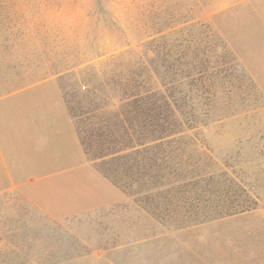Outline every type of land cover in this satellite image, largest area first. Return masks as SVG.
Masks as SVG:
<instances>
[{"label": "rangeland", "instance_id": "1", "mask_svg": "<svg viewBox=\"0 0 264 264\" xmlns=\"http://www.w3.org/2000/svg\"><path fill=\"white\" fill-rule=\"evenodd\" d=\"M241 37L261 40L264 52V0H0V78L16 86L56 77L81 140L76 114L89 133L116 113L121 76L143 68L148 85L167 81L200 120L188 136L204 145L188 144L182 166L213 177L186 189L192 198L179 212L175 192L140 167L86 152L127 195L125 239L105 224L121 220V207L119 219L114 211L101 222L90 213L57 221L3 192L0 264H264V61L249 65ZM111 168L135 181L121 187ZM243 203L249 209L213 213Z\"/></svg>", "mask_w": 264, "mask_h": 264}, {"label": "crops", "instance_id": "2", "mask_svg": "<svg viewBox=\"0 0 264 264\" xmlns=\"http://www.w3.org/2000/svg\"><path fill=\"white\" fill-rule=\"evenodd\" d=\"M262 43L255 38L239 40L252 68H260L264 61ZM9 81L0 78V194L11 193L57 221L90 213L101 222L103 214L114 217V211L119 219L121 207V220L108 219L105 224L114 230L112 237L124 240L131 223L119 204L127 195L87 157L57 78L16 86Z\"/></svg>", "mask_w": 264, "mask_h": 264}, {"label": "trees", "instance_id": "3", "mask_svg": "<svg viewBox=\"0 0 264 264\" xmlns=\"http://www.w3.org/2000/svg\"><path fill=\"white\" fill-rule=\"evenodd\" d=\"M153 41L154 38H151L146 44L151 45ZM193 69L200 78L204 70L197 64ZM145 73L143 68L129 69L121 76L116 113L105 119L103 123L91 126L89 133L80 118L82 114H76L79 117V127H83L79 129V133L86 152L94 159H108L110 164L117 163L123 158L127 159L131 167L137 166L142 169L138 171L139 174L150 176L157 189L175 192L172 200L177 205L178 211L184 212L185 204L192 198L186 189L199 182H204L207 186L213 180L209 174H191L192 170L182 166L191 158L184 155L188 144L197 142L204 145L203 138L188 136V131L196 128L200 120L185 111L187 101L184 96L179 98L172 96L167 81H156V83L152 81V84L148 85L149 80L145 81L143 78ZM174 160L176 161L174 164L178 165L176 167L173 163L169 165ZM194 162L193 164L197 165L198 161ZM145 165L149 168L155 166L157 172L146 171ZM163 169H168V172L164 173ZM109 172L125 189L135 181L131 180L126 170L120 172L116 168H111ZM121 177L124 179L122 180ZM169 178L171 180H167ZM164 180L167 182H163ZM209 195L203 196L202 200L209 203L211 201ZM226 196L221 192L216 197L221 202ZM194 198L198 199V197ZM249 207V204L243 203L235 207L220 208L213 213L215 216L229 215L247 210Z\"/></svg>", "mask_w": 264, "mask_h": 264}]
</instances>
